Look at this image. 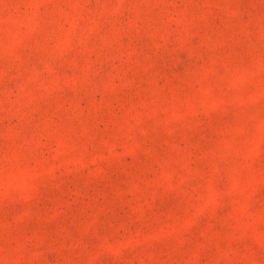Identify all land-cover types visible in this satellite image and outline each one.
<instances>
[{"label":"rangeland","instance_id":"obj_1","mask_svg":"<svg viewBox=\"0 0 264 264\" xmlns=\"http://www.w3.org/2000/svg\"><path fill=\"white\" fill-rule=\"evenodd\" d=\"M0 264H264V0H0Z\"/></svg>","mask_w":264,"mask_h":264}]
</instances>
